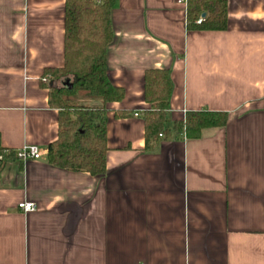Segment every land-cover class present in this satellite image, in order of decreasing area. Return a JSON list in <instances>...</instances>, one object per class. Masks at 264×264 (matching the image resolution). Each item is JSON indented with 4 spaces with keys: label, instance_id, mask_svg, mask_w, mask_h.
<instances>
[{
    "label": "crops",
    "instance_id": "crops-1",
    "mask_svg": "<svg viewBox=\"0 0 264 264\" xmlns=\"http://www.w3.org/2000/svg\"><path fill=\"white\" fill-rule=\"evenodd\" d=\"M227 1L224 32L188 31L178 0L115 1L107 71L125 97L106 107L107 172L95 177L46 157L59 85L45 72L65 64L66 0H0L1 147L43 152L0 174V264H264V0ZM148 70L171 74V125L207 111L226 126L147 149Z\"/></svg>",
    "mask_w": 264,
    "mask_h": 264
},
{
    "label": "trees",
    "instance_id": "trees-1",
    "mask_svg": "<svg viewBox=\"0 0 264 264\" xmlns=\"http://www.w3.org/2000/svg\"><path fill=\"white\" fill-rule=\"evenodd\" d=\"M116 0H66L65 64L45 72L52 82L70 81L67 87H52L49 103L59 110V137L47 149L48 163L56 168L104 176L107 172L108 104L119 103L125 90L114 86L107 71V52L113 43L111 22ZM205 15L203 22L199 19ZM228 28L227 0H188L187 29L196 32H224ZM146 148L172 133L199 139L210 128H224L226 113L190 112L182 122L170 123L169 110L173 93L167 70H148L144 79ZM90 102H100L93 108ZM123 116H126L124 114ZM16 154L1 147L0 174Z\"/></svg>",
    "mask_w": 264,
    "mask_h": 264
},
{
    "label": "built area",
    "instance_id": "built-area-1",
    "mask_svg": "<svg viewBox=\"0 0 264 264\" xmlns=\"http://www.w3.org/2000/svg\"><path fill=\"white\" fill-rule=\"evenodd\" d=\"M180 5L187 6L188 0H178ZM203 22V18H200L198 24ZM44 83L49 84V79H44ZM135 117H139V114H135ZM160 138L163 136L160 135ZM16 157L18 160L22 162L27 161H39L43 157V152L35 147V146H25L21 150L16 152ZM19 210H21L24 214L34 213L37 209L36 205L29 202H23L18 205Z\"/></svg>",
    "mask_w": 264,
    "mask_h": 264
},
{
    "label": "water",
    "instance_id": "water-1",
    "mask_svg": "<svg viewBox=\"0 0 264 264\" xmlns=\"http://www.w3.org/2000/svg\"><path fill=\"white\" fill-rule=\"evenodd\" d=\"M203 18H205V15H203ZM70 86V81L68 80L63 87ZM51 87H53V83L51 84Z\"/></svg>",
    "mask_w": 264,
    "mask_h": 264
},
{
    "label": "rangeland",
    "instance_id": "rangeland-1",
    "mask_svg": "<svg viewBox=\"0 0 264 264\" xmlns=\"http://www.w3.org/2000/svg\"><path fill=\"white\" fill-rule=\"evenodd\" d=\"M60 82H62V81H60ZM60 82L58 81V85H59L58 87H61V83Z\"/></svg>",
    "mask_w": 264,
    "mask_h": 264
}]
</instances>
